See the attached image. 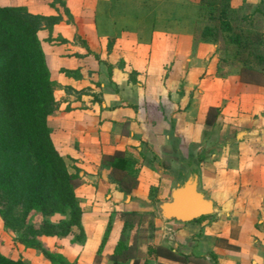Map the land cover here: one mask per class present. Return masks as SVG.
I'll list each match as a JSON object with an SVG mask.
<instances>
[{
  "label": "crops",
  "instance_id": "crops-1",
  "mask_svg": "<svg viewBox=\"0 0 264 264\" xmlns=\"http://www.w3.org/2000/svg\"><path fill=\"white\" fill-rule=\"evenodd\" d=\"M149 1L0 0L1 7L62 18L38 36L57 86V109L48 118L53 144L67 167L75 166L72 173L78 170L87 181L76 190L85 239H48L62 241L70 263L96 264L111 226L98 264H113L125 222L110 224L108 192L146 196L159 179L174 174L185 183L197 177L214 213L199 221L173 219L180 223L174 237L156 245L186 261L149 256V245L134 257L125 243L124 264H264V86L242 83L245 62H219L209 55L218 46L197 43L193 28H162L159 13L149 27L143 8ZM132 5L142 6L135 18ZM230 6L250 11L244 18L250 28L256 19L264 24V0H231ZM251 31L246 36L255 39L251 49L260 55L264 26ZM221 64L233 71L219 72ZM211 107L220 111L215 125L206 123ZM117 151L137 172L139 185L131 194L119 191L103 167V157Z\"/></svg>",
  "mask_w": 264,
  "mask_h": 264
},
{
  "label": "trees",
  "instance_id": "trees-1",
  "mask_svg": "<svg viewBox=\"0 0 264 264\" xmlns=\"http://www.w3.org/2000/svg\"><path fill=\"white\" fill-rule=\"evenodd\" d=\"M212 1L210 5H215L216 12L220 5L223 6L219 31L232 32L226 19L231 0ZM61 19L60 16L33 15L25 7L0 6V215L8 228L20 234L19 242L26 249L42 251L51 264L71 263L62 253L48 251L42 238L74 236L73 242L85 239L83 208L76 195L81 178L69 172L53 144L48 126V118L55 112L57 101L55 84L38 36L43 28H50ZM210 31L214 29L206 26L203 36ZM232 42L243 46L237 39ZM250 46V43L244 44L245 49ZM251 55L261 60L255 52ZM242 61L245 64L240 70L241 82L264 86V70L255 68L246 59ZM219 116V109L211 107L207 125H215ZM103 167L110 170L111 182L122 193L131 194L138 187L136 172L124 152L105 155ZM31 216H38L40 223H32ZM57 216L62 218L53 221ZM128 225L125 222L124 229ZM110 229L111 226L103 238L96 264L100 263V253ZM126 249L121 239L113 264L125 263L120 257ZM147 252L149 256L186 261L185 257L165 247L149 245ZM140 263V259L132 262ZM0 264L27 263L0 252Z\"/></svg>",
  "mask_w": 264,
  "mask_h": 264
},
{
  "label": "rangeland",
  "instance_id": "rangeland-1",
  "mask_svg": "<svg viewBox=\"0 0 264 264\" xmlns=\"http://www.w3.org/2000/svg\"><path fill=\"white\" fill-rule=\"evenodd\" d=\"M211 2L213 1L198 0V2L195 3V0H151L149 1V4L144 5L143 8H145L144 10H147V13L150 14L151 20L148 22L149 27L156 26L158 19L153 21L152 18L153 14L155 16V14L159 13L164 15V18L159 20L162 28L163 26H165L164 28L166 29L169 28L176 30L179 28L181 31H189L193 28L197 43L202 40L211 45H217L218 48L216 52L214 53L212 49L209 55L213 54L215 59L219 62L228 60L232 64H236L237 61L246 59V61H250L251 65L253 64L256 66L258 65L259 67H264V49H262L260 55L259 52L256 53V55H259L262 59V61H258L255 56L251 55V52H253L251 46L248 49L244 48V44H251V42L253 43V41H255L254 38L248 37L246 34L253 32L251 31L253 29L258 31L263 30L264 24L262 21L256 19V24L254 22V25L250 28L249 23L244 21V18L246 17L245 14H250V11L243 9L242 11L237 12L230 6L226 13V19L233 25V31L226 34L222 33L219 31V19L222 14L223 6L220 5L219 10L216 12L215 5H210ZM141 7L142 6L139 5L129 6V14L133 16L132 18L136 17V12H139ZM259 18H261V14L259 15ZM206 26H210L214 31H210L207 35L203 36ZM237 34L243 36L238 37ZM232 39L239 40L242 42L243 46L238 45L236 42H232ZM229 41L232 43L229 44ZM258 44L261 46L259 48L264 47V41L258 42ZM227 46L229 47L228 50L226 48ZM219 67V72H225L228 70L231 72L233 71L229 69L228 66L222 64ZM56 91L57 86H54V94ZM74 169L75 166L68 167V170L71 173ZM76 173L78 174L79 171L76 170ZM105 176L106 175H104V177ZM102 181L105 185V190H107L109 187L107 186L106 180L103 179ZM83 183L87 184V181L81 179V183L78 187L79 189ZM184 184L185 180L181 181L176 175L172 174L171 179H159V181L156 182V185L151 187L146 196L141 195V192H139L130 198L126 196L115 197L110 193L113 189H109L110 191L104 200L106 199L107 201H110L108 203L112 209H110V224L114 220H121L129 224L124 230L122 239L124 240V243L133 249L132 254L130 253L131 256L136 257L142 255L140 248L146 249L148 245L156 246L158 243H162L163 241L169 240L168 238L174 237L176 226H179L180 223L178 221L164 218L162 214V206L167 202H171L174 189H177L179 185L182 186ZM109 194L111 197H109ZM113 194L115 193L113 192ZM88 205L90 204L88 203ZM114 208L119 209L120 211H116ZM61 218L62 217L57 216L52 218V220L58 221ZM30 220L37 225L41 221L38 216H31ZM163 235H166V237ZM19 238L20 234L8 228L0 215V252L3 255L12 259L23 260L27 264H51L42 251L26 249L19 242ZM41 240L48 251H58L63 254L61 245L62 241H55V239L48 238H42Z\"/></svg>",
  "mask_w": 264,
  "mask_h": 264
},
{
  "label": "water",
  "instance_id": "water-1",
  "mask_svg": "<svg viewBox=\"0 0 264 264\" xmlns=\"http://www.w3.org/2000/svg\"><path fill=\"white\" fill-rule=\"evenodd\" d=\"M213 213V202L199 190L197 177L174 190L172 201L162 206L164 218L181 222H191Z\"/></svg>",
  "mask_w": 264,
  "mask_h": 264
}]
</instances>
